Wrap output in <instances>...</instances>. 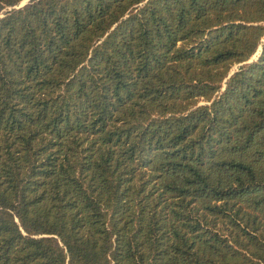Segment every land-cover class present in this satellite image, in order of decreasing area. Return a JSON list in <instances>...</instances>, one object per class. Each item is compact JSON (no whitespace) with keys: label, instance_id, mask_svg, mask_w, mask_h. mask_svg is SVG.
Here are the masks:
<instances>
[{"label":"trees","instance_id":"obj_1","mask_svg":"<svg viewBox=\"0 0 264 264\" xmlns=\"http://www.w3.org/2000/svg\"><path fill=\"white\" fill-rule=\"evenodd\" d=\"M22 1L0 264H264V0Z\"/></svg>","mask_w":264,"mask_h":264},{"label":"rangeland","instance_id":"obj_2","mask_svg":"<svg viewBox=\"0 0 264 264\" xmlns=\"http://www.w3.org/2000/svg\"><path fill=\"white\" fill-rule=\"evenodd\" d=\"M30 2V0H23V2L21 3V4H19V5H22V4H28ZM261 50H262V47H260L259 49H258V51L256 52V54L252 57V59H256L258 56H259V54L261 53ZM239 67V65H235L234 67H233V69L232 70H236L237 68Z\"/></svg>","mask_w":264,"mask_h":264},{"label":"water","instance_id":"obj_3","mask_svg":"<svg viewBox=\"0 0 264 264\" xmlns=\"http://www.w3.org/2000/svg\"><path fill=\"white\" fill-rule=\"evenodd\" d=\"M22 2H23V1H22ZM22 2H21V3H22ZM21 3H20V4H21ZM24 5H25V4L17 5V6H15V8H19V7H22V6H24Z\"/></svg>","mask_w":264,"mask_h":264}]
</instances>
